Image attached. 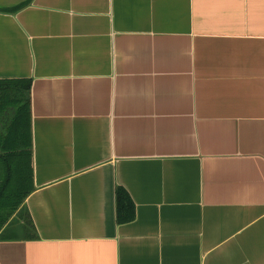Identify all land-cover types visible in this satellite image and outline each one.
<instances>
[{
    "label": "crops",
    "instance_id": "1",
    "mask_svg": "<svg viewBox=\"0 0 264 264\" xmlns=\"http://www.w3.org/2000/svg\"><path fill=\"white\" fill-rule=\"evenodd\" d=\"M22 79L33 190L0 264H264V0H0Z\"/></svg>",
    "mask_w": 264,
    "mask_h": 264
},
{
    "label": "trees",
    "instance_id": "2",
    "mask_svg": "<svg viewBox=\"0 0 264 264\" xmlns=\"http://www.w3.org/2000/svg\"><path fill=\"white\" fill-rule=\"evenodd\" d=\"M30 85L28 79L0 81V229L33 190ZM116 217L121 224L134 217L121 188L116 189Z\"/></svg>",
    "mask_w": 264,
    "mask_h": 264
}]
</instances>
